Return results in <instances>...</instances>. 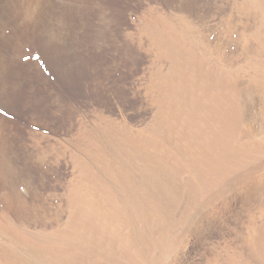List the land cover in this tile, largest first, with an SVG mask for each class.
<instances>
[{"label": "rangeland", "instance_id": "374dc122", "mask_svg": "<svg viewBox=\"0 0 264 264\" xmlns=\"http://www.w3.org/2000/svg\"><path fill=\"white\" fill-rule=\"evenodd\" d=\"M0 109V264H264V0H0Z\"/></svg>", "mask_w": 264, "mask_h": 264}, {"label": "snow or ice", "instance_id": "6c2138e0", "mask_svg": "<svg viewBox=\"0 0 264 264\" xmlns=\"http://www.w3.org/2000/svg\"><path fill=\"white\" fill-rule=\"evenodd\" d=\"M30 59H36L37 61H39L40 57L39 56H30V55H25L24 56V60L25 61L30 60ZM0 114H4V110L3 109H0Z\"/></svg>", "mask_w": 264, "mask_h": 264}, {"label": "bare ground", "instance_id": "6f19581e", "mask_svg": "<svg viewBox=\"0 0 264 264\" xmlns=\"http://www.w3.org/2000/svg\"><path fill=\"white\" fill-rule=\"evenodd\" d=\"M87 232H88V231H87ZM89 233H90L89 236H91V235L94 236V235H93V232H90V231H89ZM83 234H84V233H83ZM94 234H95V233H94ZM86 238H88V236H87ZM91 238H92V237H91ZM89 239H90V238H89ZM41 252H42V251H41ZM5 257H6V256H5ZM42 259H44V258H42ZM35 260L37 261V257H36V259H34V261H35ZM36 261H35V263H36ZM38 261H39V260H38ZM43 263H44V262H43ZM19 264H20V263H19ZM39 264H42V261H41V263L39 262ZM48 264H56V262H55L54 260H52V263L48 262Z\"/></svg>", "mask_w": 264, "mask_h": 264}]
</instances>
